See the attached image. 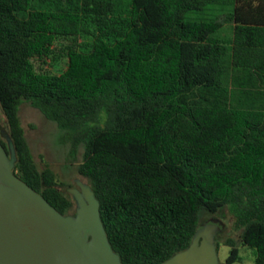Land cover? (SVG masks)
Segmentation results:
<instances>
[{
    "label": "trees",
    "instance_id": "1",
    "mask_svg": "<svg viewBox=\"0 0 264 264\" xmlns=\"http://www.w3.org/2000/svg\"><path fill=\"white\" fill-rule=\"evenodd\" d=\"M209 5L231 9L186 19ZM24 102L83 148L78 173L123 264L163 263L224 207L238 232L226 264L238 244L264 264V0H0V140L69 214L72 194L35 162Z\"/></svg>",
    "mask_w": 264,
    "mask_h": 264
},
{
    "label": "water",
    "instance_id": "2",
    "mask_svg": "<svg viewBox=\"0 0 264 264\" xmlns=\"http://www.w3.org/2000/svg\"><path fill=\"white\" fill-rule=\"evenodd\" d=\"M0 140V264H123L90 184L69 189L75 213L64 214L14 171L16 151ZM161 264H221L213 229Z\"/></svg>",
    "mask_w": 264,
    "mask_h": 264
},
{
    "label": "rangeland",
    "instance_id": "3",
    "mask_svg": "<svg viewBox=\"0 0 264 264\" xmlns=\"http://www.w3.org/2000/svg\"><path fill=\"white\" fill-rule=\"evenodd\" d=\"M231 9L229 6L223 10L218 5H209L203 10L188 11L186 19L192 21H207L217 16V14ZM231 29L225 26L215 33L216 36L229 37ZM19 116L21 124L25 130V135L35 158V162L40 169L47 165L55 172L59 188L68 191L74 187L76 179H80L86 184L89 180L78 173V164L82 159L83 148L78 146L73 148L71 143L65 139V131L48 119L44 113L29 102H24L20 106ZM4 115L0 107V123H3ZM74 210V209H73ZM73 211H71L72 213ZM213 229L215 241L219 244L218 255L221 264H226L230 255L231 247L225 241L232 237L237 240L238 232L233 227V216L227 207L222 208L217 214L211 215L202 212L201 225L198 230L204 231ZM240 250V260L233 264H255V250L248 246L238 244Z\"/></svg>",
    "mask_w": 264,
    "mask_h": 264
},
{
    "label": "flooded vegetation",
    "instance_id": "4",
    "mask_svg": "<svg viewBox=\"0 0 264 264\" xmlns=\"http://www.w3.org/2000/svg\"><path fill=\"white\" fill-rule=\"evenodd\" d=\"M77 180L78 179H76V183H75V186L74 187H77V188H80V185L77 183ZM83 182V181H82ZM71 188H73V187H71ZM70 189V188H69ZM69 189H68V192H69ZM73 212L72 213H75V211H76V205H75V208H74V210H72ZM71 213V212H70Z\"/></svg>",
    "mask_w": 264,
    "mask_h": 264
}]
</instances>
